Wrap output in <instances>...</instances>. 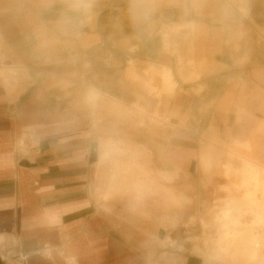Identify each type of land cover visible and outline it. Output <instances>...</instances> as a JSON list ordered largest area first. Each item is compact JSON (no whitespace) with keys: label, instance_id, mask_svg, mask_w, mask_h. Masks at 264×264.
I'll return each instance as SVG.
<instances>
[{"label":"crops","instance_id":"0c3cea01","mask_svg":"<svg viewBox=\"0 0 264 264\" xmlns=\"http://www.w3.org/2000/svg\"><path fill=\"white\" fill-rule=\"evenodd\" d=\"M98 95L167 125L152 158L189 210L223 205L242 161L264 168V0H0V264L243 262L189 247V231L171 237L163 188L145 172L130 208L169 227L143 247L108 225L87 102ZM127 176L123 163L110 172ZM262 187L248 199L264 202V176Z\"/></svg>","mask_w":264,"mask_h":264},{"label":"rangeland","instance_id":"374dc122","mask_svg":"<svg viewBox=\"0 0 264 264\" xmlns=\"http://www.w3.org/2000/svg\"><path fill=\"white\" fill-rule=\"evenodd\" d=\"M87 102L91 107V120L94 122L91 126L99 135L95 203L97 211L109 226L143 247L154 240L153 235L158 231L162 233L169 227L158 225L157 222H149L130 208L134 196H137L135 188L140 187V184L145 186L140 179V175L145 172L155 177L159 186L163 188L162 193L166 201L163 202L161 213L164 219L166 218L173 225L171 227L174 231L171 237L179 231H189L191 234L186 233L190 237L189 247L193 248L197 244L201 247L202 250H199L201 252L211 251L214 248L215 251L233 255L247 253L240 264H251L249 260L251 251L264 254V234L261 232L264 227V215L260 210H264V202L256 204L248 199V196L253 195L256 200L263 192V167L242 161L241 170L235 171L241 177L223 187L228 192L226 202L220 205L219 201L213 199L211 207L197 216L187 208L191 205L190 199L176 192L177 189L172 186L170 175L157 170L152 158L151 143L164 134L167 125L151 119L145 113H132L131 109L124 108L103 95H98L95 101L88 98ZM126 147H136L140 157L136 160L123 155L122 150ZM130 152L126 151V153ZM116 163L128 166V176L123 183L117 180L112 182V178L110 179V172ZM224 169L227 178L231 168L226 165ZM239 191L242 193L237 195ZM249 217L250 221L247 220ZM222 226L237 227V230L232 235H228V229L220 230ZM140 230H144L146 234ZM242 230H246L253 238L250 243L242 242L245 239ZM220 235L223 238L213 242ZM203 241L208 244L206 248ZM233 255L228 260H233ZM200 257L205 259L203 256Z\"/></svg>","mask_w":264,"mask_h":264},{"label":"bare ground","instance_id":"6f19581e","mask_svg":"<svg viewBox=\"0 0 264 264\" xmlns=\"http://www.w3.org/2000/svg\"><path fill=\"white\" fill-rule=\"evenodd\" d=\"M174 231V229H172L170 231V235L172 234V232ZM263 234H264V227L262 228V231H261ZM0 247H1V242H0ZM198 251V250H197ZM213 261V260H212ZM11 264H13L12 262H10ZM214 263V262H213ZM222 264V263H221Z\"/></svg>","mask_w":264,"mask_h":264}]
</instances>
